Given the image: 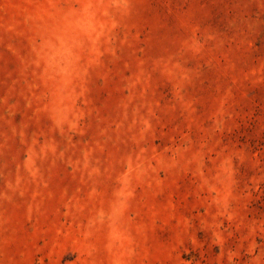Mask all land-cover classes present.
<instances>
[{"label":"rangeland","instance_id":"obj_1","mask_svg":"<svg viewBox=\"0 0 264 264\" xmlns=\"http://www.w3.org/2000/svg\"><path fill=\"white\" fill-rule=\"evenodd\" d=\"M0 264H264V0H0Z\"/></svg>","mask_w":264,"mask_h":264}]
</instances>
